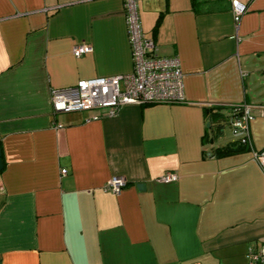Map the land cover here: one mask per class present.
I'll list each match as a JSON object with an SVG mask.
<instances>
[{"label":"crops","instance_id":"1","mask_svg":"<svg viewBox=\"0 0 264 264\" xmlns=\"http://www.w3.org/2000/svg\"><path fill=\"white\" fill-rule=\"evenodd\" d=\"M245 1L236 30L228 0H137L155 52L180 57L186 101L93 118L55 113L50 93L131 70L124 0H0V264H250L264 244V0ZM240 103L250 142L206 154L237 136L229 110L204 106Z\"/></svg>","mask_w":264,"mask_h":264},{"label":"built area","instance_id":"2","mask_svg":"<svg viewBox=\"0 0 264 264\" xmlns=\"http://www.w3.org/2000/svg\"><path fill=\"white\" fill-rule=\"evenodd\" d=\"M136 3L137 0H124L123 4L133 58L131 70L115 75H93V77L81 78L67 87L52 89L51 109L55 113L98 108L100 111L94 114L93 118H95L114 114L121 105L130 102L143 104L186 101L180 57L162 56L155 52L153 38L147 36L141 29ZM228 3L234 19V28L237 30L238 22L248 6L245 0H228ZM89 49L86 44L79 43L73 46L72 53L80 56ZM231 105L230 125L233 134L237 139L248 143L250 137L247 124L254 117L251 106L243 103ZM263 111L264 107L261 106V112L264 113ZM253 157L264 172V147L255 150ZM177 178L175 171L168 170L158 175L157 179L171 181ZM126 183L127 179L123 175H112L104 185V189L119 193ZM248 247L246 256L250 264H264V244Z\"/></svg>","mask_w":264,"mask_h":264},{"label":"trees","instance_id":"3","mask_svg":"<svg viewBox=\"0 0 264 264\" xmlns=\"http://www.w3.org/2000/svg\"><path fill=\"white\" fill-rule=\"evenodd\" d=\"M146 104V103H144ZM221 108H226L227 110H229V115L230 118L232 117V105L228 104V106L226 105H214V106H204L203 109V113L208 114V115H213V114H220V109ZM213 109H215L213 112ZM246 142L241 141L240 139H234V140H230L229 142L222 144V145H218V146H211V148H209L206 151V154L208 155H218V154H230L233 152H239L242 151L243 149H245L246 146Z\"/></svg>","mask_w":264,"mask_h":264},{"label":"water","instance_id":"4","mask_svg":"<svg viewBox=\"0 0 264 264\" xmlns=\"http://www.w3.org/2000/svg\"><path fill=\"white\" fill-rule=\"evenodd\" d=\"M2 165H3V160H1V157H0V168L2 167ZM137 187L139 189H142L144 187V184L142 182H138Z\"/></svg>","mask_w":264,"mask_h":264}]
</instances>
